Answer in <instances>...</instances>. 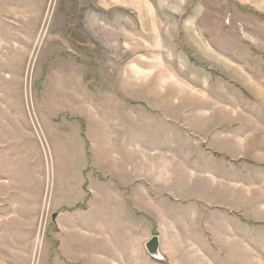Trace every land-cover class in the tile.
Here are the masks:
<instances>
[{"label":"rangeland","instance_id":"rangeland-1","mask_svg":"<svg viewBox=\"0 0 264 264\" xmlns=\"http://www.w3.org/2000/svg\"><path fill=\"white\" fill-rule=\"evenodd\" d=\"M189 5L145 51L97 0H0V264H264V0Z\"/></svg>","mask_w":264,"mask_h":264},{"label":"crops","instance_id":"crops-1","mask_svg":"<svg viewBox=\"0 0 264 264\" xmlns=\"http://www.w3.org/2000/svg\"><path fill=\"white\" fill-rule=\"evenodd\" d=\"M187 2L189 0H97L95 9L97 19L95 23L92 21L94 24L89 23V29H95V33L106 35V38L110 35L115 37L130 36L138 34L135 27L131 28V24L139 18L142 25L139 32L142 36H147L143 50H171L169 44H165L164 38L159 39L158 36H164V34L183 35L184 32L193 33L195 31L194 22L185 21L187 19L195 20V18L199 20L200 12H202L201 8L199 10V8L190 5L186 9ZM131 44H133L132 41L126 42L125 49L130 50ZM195 44H197L198 51H210L200 40L195 41ZM121 48L124 49L122 46ZM148 61L151 62L152 59L146 60V65H153ZM153 63L158 65L159 62ZM202 64L211 68L208 63ZM159 65L165 66L162 62ZM225 67L226 71L230 69L228 65Z\"/></svg>","mask_w":264,"mask_h":264},{"label":"water","instance_id":"water-1","mask_svg":"<svg viewBox=\"0 0 264 264\" xmlns=\"http://www.w3.org/2000/svg\"><path fill=\"white\" fill-rule=\"evenodd\" d=\"M56 217V214L54 215V218ZM146 248L148 252L157 258L161 257L160 253V239L158 235H154L150 240L146 243Z\"/></svg>","mask_w":264,"mask_h":264},{"label":"trees","instance_id":"trees-1","mask_svg":"<svg viewBox=\"0 0 264 264\" xmlns=\"http://www.w3.org/2000/svg\"><path fill=\"white\" fill-rule=\"evenodd\" d=\"M263 18H264V16H263Z\"/></svg>","mask_w":264,"mask_h":264}]
</instances>
